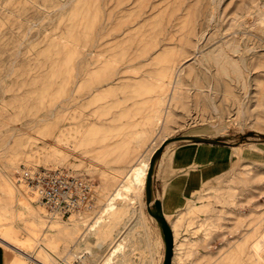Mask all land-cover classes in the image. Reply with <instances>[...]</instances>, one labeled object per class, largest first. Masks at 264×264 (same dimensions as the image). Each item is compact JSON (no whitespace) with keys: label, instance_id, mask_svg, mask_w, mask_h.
<instances>
[{"label":"rangeland","instance_id":"1","mask_svg":"<svg viewBox=\"0 0 264 264\" xmlns=\"http://www.w3.org/2000/svg\"><path fill=\"white\" fill-rule=\"evenodd\" d=\"M262 2L0 0V213H24L1 217L0 223L6 224L1 228L17 222L25 237L28 214L20 203L27 195L33 196L29 200L34 209L45 214L40 240L53 234L50 227L57 216L48 213L22 174L64 169L90 180L95 204L74 212L85 219L83 225L67 237H55L54 254L45 258L46 264L63 259L73 264L77 258L83 264H105L116 245L113 260L127 257V264L145 263L149 254L163 256L165 245L156 241L161 225L155 201L173 243L171 220L178 222V247L172 249L170 264H264ZM122 29L124 36L112 42L103 61L75 78L72 68L84 63L95 34L106 32L104 37H109ZM232 35L241 36L239 51H227L247 58L249 73L243 84L216 72L197 53V48L207 52ZM249 45H256L251 57ZM174 61L184 63L181 85L166 123L156 127V109L162 103L157 84L168 78ZM65 97L69 101L58 110L56 103ZM53 148L67 154L58 155ZM144 150L146 160L152 152L146 173L147 178L151 171L150 185L145 178L142 188L120 187L108 204L124 167ZM8 184L17 189L10 193ZM173 195L196 198L194 207L184 198L181 210L174 212ZM68 220L61 218L59 225L69 228ZM147 241L154 252L132 251V244ZM240 241L242 251L229 254L228 245ZM256 242L258 252L251 250ZM25 243L26 248L32 241ZM2 248L0 244V254ZM7 251L6 264H13L11 258L35 264ZM30 251L38 252L37 247Z\"/></svg>","mask_w":264,"mask_h":264},{"label":"bare ground","instance_id":"2","mask_svg":"<svg viewBox=\"0 0 264 264\" xmlns=\"http://www.w3.org/2000/svg\"><path fill=\"white\" fill-rule=\"evenodd\" d=\"M67 2L68 1L61 3L60 7H64ZM220 2H221V0H210L211 4H213V3L219 4ZM260 5L263 7V9H262L263 11L260 13V15H263L264 14V2H262ZM216 9H217V7H214L211 9V12L209 14L210 18L214 17L213 11ZM258 17H259L258 19H261L260 16H258ZM210 20L208 19L207 22H209ZM238 23H240V22H238ZM252 23H253V21H252ZM102 27H105V25L103 24ZM212 28H213V31H216V32L219 31V29L215 26H211V29ZM124 31H125V29H122L121 31L118 32V34L116 33L113 36L111 35L109 37H104V36H106V32L104 34L101 32H97V34H95V38L92 40L90 48L87 49L85 51V53L83 54V58L85 59L84 63L81 62L82 63L81 64L80 62L79 63L76 62L75 66H73L72 73L74 72L73 73L74 77L78 78L80 75H83L84 72L82 73V71L84 69L87 72L92 68L93 64L98 63L100 61L102 62L103 61L102 58H103L105 52L107 51V48L111 47L113 41L119 40L122 37V35L124 36ZM202 37H203V35H201L200 37L198 36L197 42L201 41ZM223 38L224 39L221 40L216 47L208 50L207 52H203L199 48H197V53L200 56H202L200 61H203V60L207 61L208 60V61L212 62L215 66L216 72H219L221 74L228 75V76L230 75L231 79L238 80L243 84L245 82V78H246L247 73H249V69L247 68L248 67L247 58L241 52L239 54H237L236 56H234L233 54H230V52H238L239 51V39H241V36L232 35V36L226 37V38L224 36ZM208 39H210V38L208 37ZM208 39H207V41H208ZM259 39H261V42H264L263 37L262 38L259 37ZM207 41H205V42H207ZM246 47H247V51L252 52L250 57L255 55L256 45H249ZM227 50L230 52H228ZM149 57H147V59ZM183 64H184L183 62L182 63L181 62H175V61L172 62V64L170 65V68H169L168 78L157 84L158 89L160 91V102H162V103L156 109V120H157L156 127L159 124L160 125L165 124L166 118L170 115L169 113H170L171 101L173 98H175V96H176V94L180 88V85H181V81H182L181 75L183 72ZM206 69H209V67H206ZM120 72H121V69H120ZM62 81L63 80H61L60 82L62 83ZM67 83H69V81ZM177 100H179V99H177ZM177 100H176V102H177ZM68 101H69L68 97H65L61 100H58L55 107L58 108V110L59 109L61 110V108L64 109V107ZM171 144H173V143H171ZM171 144H168L165 147V150L162 153V158L166 156L167 148ZM59 145L57 143H55L54 146H59ZM53 149H55V148H53ZM54 152H58V155H61V156L67 154V152L60 151V150H58V148H56L54 150ZM143 152H145V150L142 151L140 154H138L136 159L128 167H124L125 172L123 175V179L121 178L122 180H120L118 182L117 187H115L114 190L108 195L107 203H108L109 199L113 198V196H115L119 192L120 187L129 189V188H136V185H138L139 188H142V185H144V183H145L146 173H147V169H148V159H149V156L152 154V152H151L149 154V156H147L148 158L146 160V158L143 159V157H144ZM155 158L156 157H154V159ZM126 177L127 178L131 177V178H130V180L126 181L125 180ZM112 179L114 180L115 177ZM146 179L148 182L147 184L149 186L150 182H151V171L149 173V176ZM10 185L11 184H8L9 192L12 193V191L17 189V188H14L12 185L11 186ZM101 187H102V189H108L107 185H103ZM25 197L27 198V200L25 199V201H22V203H20V205L24 209V211L28 214V215H26L25 219H27V222H29V223H28L26 228L24 227L25 225L23 226L24 235L26 237V240H23V238H25V237L21 235L20 226H18L19 224L17 222L16 223L12 222L11 224H7V227H5V228H1V227L3 225H6V224L0 223V244L3 246L1 253L2 254H11L9 251H7V249H9L14 253L16 252V254H20L21 256H23L24 258H26L30 262H33L35 264H46L47 261L45 258H47L49 256V254H54L52 251V248L56 244L57 237H63V236L67 237L69 234L75 233L76 230L73 229L71 231V229L77 225H83V222L85 219H81V217H75V216H73L74 213H72L71 215L68 216L69 220L67 222H68L69 228H67V227H65V225L64 226L59 225L61 218L57 216L53 220V222L51 223V227H50L51 231L53 230L54 233L48 234V236L45 237V239L40 240L41 228H42L43 224H45V214H44L42 209H34V207L31 205V202L29 199L32 198L33 196L29 198V196L25 195ZM195 200H196V198H193L190 200L191 207H194L193 205H195ZM151 202H152V200H151ZM3 208L5 209L4 211H7L6 206H3ZM17 211L19 212L18 213L19 215L24 214L23 211H21V210L20 211L22 213L19 210L11 209L10 211L5 212L3 215H2V213H0V219L2 220L1 217H3L4 219H7L11 215V213H12V215L10 216V218L14 219L17 215V213H16ZM154 212H155L156 216L158 218H160L162 221H164V223L167 225V223H166V221H165V219L161 213V208H160V204L158 201H155ZM170 214H166V217L168 216L169 219L171 217ZM177 223H178L177 219L171 220L172 230H173V235H174V243H173L172 232H171L170 228L168 227V225L166 226L165 230H162L161 228H160V231L157 230L158 236L156 237V241L158 243H160L161 245H162V243L165 245V254H164L163 264L169 263V254H172L173 248H174V250H176L178 247V243L175 242V235L177 234V226H178ZM55 237H56V239H55ZM27 241L28 242L32 241V243L28 247L25 248L24 244H26L25 242H27ZM81 242L82 241L78 242L77 244L81 245L82 244ZM242 246H243V244L241 243V241L235 247L233 244L228 245L229 248L232 247V250L229 252V254H234V253L236 254L238 249H239V252L242 251ZM36 247H37V251H38L37 254H35V252L32 253L30 250L32 248L34 249ZM117 250H118L117 245L113 246L112 249L110 250L109 254H114L117 252ZM251 250L254 252L259 251V247H258L257 242L255 244L253 243V245L251 246ZM80 257H82V255H80ZM11 260H12L13 264H21V262H22L20 259H15V258H13V259L11 258ZM58 264H70V263H68L67 260L63 259L62 261H59Z\"/></svg>","mask_w":264,"mask_h":264},{"label":"built area","instance_id":"3","mask_svg":"<svg viewBox=\"0 0 264 264\" xmlns=\"http://www.w3.org/2000/svg\"><path fill=\"white\" fill-rule=\"evenodd\" d=\"M22 178L51 216L68 217L94 208V189L89 179L64 169L25 170ZM73 264H83L77 258Z\"/></svg>","mask_w":264,"mask_h":264},{"label":"crops","instance_id":"4","mask_svg":"<svg viewBox=\"0 0 264 264\" xmlns=\"http://www.w3.org/2000/svg\"><path fill=\"white\" fill-rule=\"evenodd\" d=\"M177 196L178 195H173L172 196L173 197V201H174V202H172V204L174 203L173 205H175L174 212H176L177 210H181V207L180 206L183 204V199L184 198L187 199V201H189V200L192 199V198L189 199L188 196H186L184 198L182 197V195H180L179 197H177ZM165 197H167V195H164V193H163V200H164ZM161 203H162V209H163V211L164 212H167L165 210V206L163 204V201ZM135 223H136V221H135ZM140 223L142 224V222H138V224H140ZM154 232H155V229L152 231V235H154ZM132 246H133L132 251H137V252L141 251L142 254H149L150 252H154L155 251L153 249V246L150 243V241L143 242V244H139L138 246H136V244H134V245L132 244ZM114 254H118V252H116ZM114 254H110V258H108L106 260L105 264H124L127 261V259H128L127 257H125L126 260H125V258L122 259V260H119V261L118 260H113L114 258L112 256ZM84 255H86V254L84 253ZM2 260H3V262H2ZM163 260H164V254H163V256H159V258H157V256L155 254H149L148 255V260H146L145 263H144V261H140V262L138 261L137 264H162L163 263ZM7 261H8V254H2L1 253L0 254V264H6ZM135 261H137V260H133V262H135ZM127 262H126V264H127Z\"/></svg>","mask_w":264,"mask_h":264},{"label":"water","instance_id":"5","mask_svg":"<svg viewBox=\"0 0 264 264\" xmlns=\"http://www.w3.org/2000/svg\"><path fill=\"white\" fill-rule=\"evenodd\" d=\"M156 215V214H155ZM157 217V216H156ZM158 218V217H157ZM159 220V223H160V227H161V229L162 230H165V228H166V224L164 223V221H162L160 218L158 219ZM166 256V255H165ZM171 256H172V254H169V263L168 264H170L171 263ZM166 259V258H165Z\"/></svg>","mask_w":264,"mask_h":264}]
</instances>
